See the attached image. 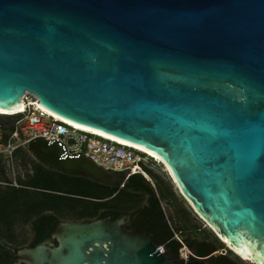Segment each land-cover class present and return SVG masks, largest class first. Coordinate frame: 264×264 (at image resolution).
I'll use <instances>...</instances> for the list:
<instances>
[{"label": "water", "instance_id": "water-1", "mask_svg": "<svg viewBox=\"0 0 264 264\" xmlns=\"http://www.w3.org/2000/svg\"><path fill=\"white\" fill-rule=\"evenodd\" d=\"M25 90L154 152L219 241L264 264V0H0V110H24ZM25 147L46 168L111 181L40 136ZM127 220L59 221L11 264L204 263L167 259Z\"/></svg>", "mask_w": 264, "mask_h": 264}, {"label": "trees", "instance_id": "trees-1", "mask_svg": "<svg viewBox=\"0 0 264 264\" xmlns=\"http://www.w3.org/2000/svg\"><path fill=\"white\" fill-rule=\"evenodd\" d=\"M30 155L24 146L13 151L12 160L17 170L12 178L5 177L4 158L0 156V180L9 182L0 185V237L10 243L13 251L49 238L54 225L64 219L92 220L104 216L113 219L123 213H137L142 230L149 234L155 245L163 246V255L167 259L182 262L177 257L181 240L192 251L193 256L189 259L205 257L215 264H227L223 255H212L224 244L209 229L210 238L206 237V233L202 239L188 236L177 239L172 236L173 230L168 227L160 200L172 196L173 191L169 183L164 184L163 179L147 166L144 169L155 180L153 189L148 180L138 173L123 180L122 173L113 172L115 179L104 184L88 177L46 168ZM121 189L126 191L121 194ZM114 201L129 203L116 207ZM177 212L186 219L182 207ZM26 222H30L31 228L37 231L27 245H22L23 240L19 239L16 226ZM182 228L176 227L179 231Z\"/></svg>", "mask_w": 264, "mask_h": 264}, {"label": "built area", "instance_id": "built-area-1", "mask_svg": "<svg viewBox=\"0 0 264 264\" xmlns=\"http://www.w3.org/2000/svg\"><path fill=\"white\" fill-rule=\"evenodd\" d=\"M21 98L25 103L24 110L0 112V156L2 158L11 161L12 153L17 147L25 146L29 139L40 136L48 142H55L63 156L83 155L103 170L122 173L123 180L131 174L138 173L150 181L149 174L142 166L147 165V159L151 158L145 151L84 131L44 113L33 105L36 97L26 90ZM22 121L24 123L21 125ZM175 236L179 239L177 235ZM179 241L178 259L182 262L189 260V256H193L192 251L181 240ZM156 248L159 252H163L161 244L156 245Z\"/></svg>", "mask_w": 264, "mask_h": 264}, {"label": "rangeland", "instance_id": "rangeland-1", "mask_svg": "<svg viewBox=\"0 0 264 264\" xmlns=\"http://www.w3.org/2000/svg\"><path fill=\"white\" fill-rule=\"evenodd\" d=\"M26 112H24L25 114ZM24 121H22L20 124L22 125ZM19 128H25V127H19ZM69 142V141H67ZM24 146V145H22ZM25 147V146H24ZM32 158V155H30ZM3 159V158H2ZM152 158H148L146 164L147 165H142L144 167H148L153 173L159 175L163 181L164 184L169 183L171 186V190L173 191V195L166 198V199H161L160 200V205L162 207L165 219L167 221L168 227L173 230L172 236L176 237H181V236H188L191 239L196 238V239H202L204 233H206V237L210 238V233L208 232L210 229L208 226L200 219V217L191 209L189 204L185 201V199L180 195V193L177 191V189L174 187L172 184L169 176L167 175L163 165L156 160H152ZM3 162L6 166V168L10 171L11 178L13 177V174L16 172L17 167L15 165V162L11 159H3ZM115 179V176L112 175L111 181ZM146 179V178H145ZM148 180V179H147ZM151 181V182H150ZM150 181L148 180L149 184L151 185L153 189V185L155 184V180L150 177ZM13 183V182H12ZM152 183V184H151ZM14 184V183H13ZM126 190L121 189L120 193L123 194ZM121 198V197H119ZM127 203H118L117 201H114L113 204H115L116 207H122L123 204H128ZM182 207L185 210V217L186 219L183 218L177 212V209ZM84 220V219H82ZM62 221H70L69 219H64ZM193 226V227H191ZM176 227L182 228V231H179L176 229ZM209 229V230H208ZM16 231L18 233L19 239L23 240L22 245H27L31 240H32V230H31V224L30 222H26L24 224H20L16 226ZM211 231V230H210ZM15 245V244H13ZM17 245V244H16ZM213 256L216 255H223L225 261H227V264H251L248 261L239 258L237 255H235L233 252L229 251L225 246L224 247H219L215 249L212 252ZM203 264H215L211 260H206L204 259Z\"/></svg>", "mask_w": 264, "mask_h": 264}, {"label": "flooded vegetation", "instance_id": "flooded-vegetation-1", "mask_svg": "<svg viewBox=\"0 0 264 264\" xmlns=\"http://www.w3.org/2000/svg\"><path fill=\"white\" fill-rule=\"evenodd\" d=\"M4 175L7 178L11 177L10 171L6 168V166L4 167ZM6 184H9V182L0 180L1 186L6 185ZM126 214L128 215V220L122 224V228L124 230L134 231L137 233H145L142 230L143 229L142 223L138 219V214L136 213L135 217H133L134 214L133 215H130L129 213H126ZM36 223L38 224L37 221H36ZM31 230L33 233L32 238H34L37 230H35L33 228H31ZM13 253H14V251H13L12 247L10 246V243L6 242L4 240V238L0 237V264H11L13 262ZM14 264H23V263L14 262Z\"/></svg>", "mask_w": 264, "mask_h": 264}, {"label": "bare ground", "instance_id": "bare-ground-1", "mask_svg": "<svg viewBox=\"0 0 264 264\" xmlns=\"http://www.w3.org/2000/svg\"><path fill=\"white\" fill-rule=\"evenodd\" d=\"M33 105H34L35 107H38V109H41L44 113H47L48 115H51V116H53V117L59 118V119H61V120H64V119H62V118L56 116L55 114H53V113H51V112H49V111L43 109L40 105L37 104L36 99L34 100ZM20 110H22V107H19V108L15 109L14 111H20ZM14 111H3V110H0V112H3V113H10V112H14ZM64 121L67 122V123H69V124L74 125L75 127H78L79 129H82V130H84V131H89V132L94 133V134L102 135L103 137H108V138H111V139H113V140H116V141L122 142V143H124V144H128V145L133 146V147H135V148H138L139 150H142V151H145L146 153H148V154L151 156V158L153 157V158H155V159L161 161V159H160V158H159L154 152H152V151H150V150H148V149H145V148L140 147V146H138V145H135V144H132V143H129V142H126V141H123V140L117 139V138H115V137H112V136H109V135H106V134H103V133H100V132H97V131H94V130H91V129H88V128H84V127H81V126L75 125V124H73V123H71V122H69V121H67V120H64ZM154 162H155V161H154ZM163 167H164V166H163ZM164 169H165V167H164ZM239 256H240L242 259H244L243 256H241V255H239ZM244 260H245V259H244Z\"/></svg>", "mask_w": 264, "mask_h": 264}]
</instances>
